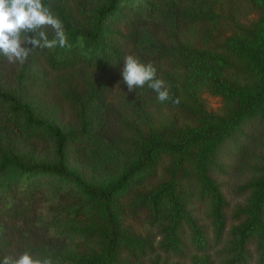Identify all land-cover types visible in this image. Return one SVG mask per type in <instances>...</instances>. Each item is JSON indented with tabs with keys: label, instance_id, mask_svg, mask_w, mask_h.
<instances>
[{
	"label": "rangeland",
	"instance_id": "374dc122",
	"mask_svg": "<svg viewBox=\"0 0 264 264\" xmlns=\"http://www.w3.org/2000/svg\"><path fill=\"white\" fill-rule=\"evenodd\" d=\"M104 1L61 0L76 20L83 10L98 8ZM128 17L118 24L125 36L120 39L124 56L151 63L156 77L179 103L158 102L147 86L129 92L120 68L103 72L78 66L48 72L35 51L22 65L0 57L2 90L29 103L35 117L62 132H86L65 145L66 164L86 182L102 187L135 163L144 139L179 141L218 120L227 121L240 105L239 94H255L264 82V0H145ZM253 133L245 156L234 160L237 173L222 178L228 218L248 198L233 193V186L253 178V168L264 158V123ZM2 154L18 155L28 164L55 163L51 138L38 132L28 135L19 126L0 122ZM194 163L183 152L156 150L149 170L132 176L113 199L122 230L132 237L150 234L158 241L172 211L163 187L174 179L176 191L187 194L186 174L194 173ZM29 192L34 196L30 211L15 216L0 207L4 243L0 260L25 251L40 259L43 254L50 258V252L77 258L95 248L93 228L103 225L95 201L56 176L35 175L24 189L10 193L20 207ZM149 197H154L153 205ZM189 206L211 234L213 221L208 215L213 202L194 198ZM240 224L228 219L223 242L208 253L191 252L176 260L154 252L132 264H221L219 252L233 240Z\"/></svg>",
	"mask_w": 264,
	"mask_h": 264
},
{
	"label": "trees",
	"instance_id": "16d2710c",
	"mask_svg": "<svg viewBox=\"0 0 264 264\" xmlns=\"http://www.w3.org/2000/svg\"><path fill=\"white\" fill-rule=\"evenodd\" d=\"M144 1L105 0L98 8L83 10L81 19L76 20L71 9L61 0H44L45 5L62 21L67 46L34 51L48 72H61L78 66L103 72L115 71L121 67L125 57L120 47V39L125 36L118 24L127 20L128 14H134ZM46 31L52 38V30ZM90 95L93 94L90 92ZM97 96L92 97L97 99ZM239 96L240 105L227 121L218 120L200 133H192L179 141L144 139L135 163L113 183L102 187L86 182L66 164L65 145L82 138L86 135L85 131L62 132L55 124L35 117L29 103L0 88V122L19 126L28 135L43 133L55 145L54 164H28L15 154L0 156V207L8 215L12 212L15 216L30 211L34 200L31 192L20 207L11 193L24 189L35 175L56 176L71 182L88 200L95 201L103 219L101 227L93 228L96 232L95 248L77 258L50 252L49 256L56 264H132L154 252H161L166 259L183 260L191 252L208 253L221 244L226 236L228 219L241 224L234 230L233 240L219 252L221 264H264V158L259 166L253 168V178L232 188L236 195L248 197L247 202L237 205L229 218L225 213L230 208L222 190L225 184L222 178L233 177L237 173L238 164L234 160L245 156L253 141L255 127L264 123V82L255 94L240 93ZM156 150L183 152L191 155L195 162L194 173L186 174L187 194L181 196L176 191L174 179L163 187L172 211L169 223L159 231L158 241L150 234L145 237L127 235L113 211L114 197L125 190L132 176L149 170ZM153 198L149 197L147 201L151 202ZM194 198L213 202L208 215L214 224L211 234L206 225L199 224L195 208L189 206ZM154 203L153 200L152 205ZM3 245L0 241V247Z\"/></svg>",
	"mask_w": 264,
	"mask_h": 264
},
{
	"label": "clouds",
	"instance_id": "9594fccd",
	"mask_svg": "<svg viewBox=\"0 0 264 264\" xmlns=\"http://www.w3.org/2000/svg\"><path fill=\"white\" fill-rule=\"evenodd\" d=\"M46 29L52 30V38ZM57 46L66 47L67 37L62 21L44 0H0V57L22 65L34 50ZM120 73L129 92L147 86L156 93L158 102L171 99L173 103H179V98L170 96L164 81L156 77V68L151 63H141L129 54L123 59ZM0 264H53V261L51 258H34L25 251L15 257H3Z\"/></svg>",
	"mask_w": 264,
	"mask_h": 264
}]
</instances>
